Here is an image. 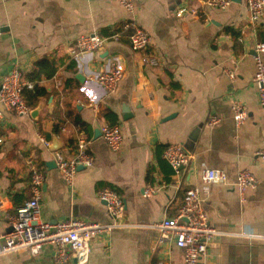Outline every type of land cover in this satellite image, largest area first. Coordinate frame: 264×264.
Returning <instances> with one entry per match:
<instances>
[{
    "label": "crops",
    "instance_id": "0c3cea01",
    "mask_svg": "<svg viewBox=\"0 0 264 264\" xmlns=\"http://www.w3.org/2000/svg\"><path fill=\"white\" fill-rule=\"evenodd\" d=\"M133 3L134 18L151 36L150 48L159 57L157 67L142 66L141 53L131 49L126 36L84 57L71 55L80 35L121 30L130 14L117 0H0V81L14 67L28 79L37 61L55 66L52 76L32 81L37 95L29 104L38 109L35 118L13 111L0 117V235L9 231L10 217L31 196L29 161L43 174L41 219L50 225L70 218L109 221L97 196L104 187L123 198L122 219L141 225L92 238L87 264H184L183 251L160 242L158 232L145 225L176 213L186 188L201 184L203 165L226 174L225 182L211 184L203 197L209 223L229 233H264V158L255 156L264 148V107L252 61L253 43L264 41V13L251 25L245 0H231L224 10L203 0ZM181 7L187 12L177 16ZM116 61L123 77L114 92L106 93L92 77ZM225 69L235 77L230 79ZM230 101L247 111L240 124ZM211 116L217 123L209 124ZM105 124L121 128L119 151H111L101 135L95 137V129ZM53 137L60 140L56 151L61 152L83 137L93 156L90 167L78 169L72 187L52 164ZM172 142L193 155L179 176L162 156ZM241 169L258 180L244 201L235 187ZM148 186L157 191L144 196ZM54 248L46 244L37 256L22 251L0 255V264H56ZM197 264H264V240L216 235Z\"/></svg>",
    "mask_w": 264,
    "mask_h": 264
},
{
    "label": "built area",
    "instance_id": "2783aa9c",
    "mask_svg": "<svg viewBox=\"0 0 264 264\" xmlns=\"http://www.w3.org/2000/svg\"><path fill=\"white\" fill-rule=\"evenodd\" d=\"M118 3L130 14L122 24L121 30L108 36H102L97 32H90L77 37L75 45L70 53L75 58L84 57L86 54L101 49L108 40L117 41L126 36L133 51L140 52L142 66L157 67L160 64L159 57L150 48L151 36L141 28L134 18L133 0H117ZM248 19L251 25H256L264 13V0H245ZM204 5L226 9L231 0H203ZM187 12L185 7L178 8L177 16ZM264 41H255L252 45V61L255 68L253 82L256 85L260 105L264 107ZM230 79L235 77L233 71L225 69ZM123 77V69L119 62L111 63L110 67L96 72L92 79L100 84L106 93H112L117 88ZM32 81L25 79L18 67L8 71L0 81V103L7 111H13L16 115L30 116L32 107L23 96L24 89H32ZM232 116L236 124L242 123L247 117V111L237 101H230ZM95 109L97 104L91 103ZM3 116L0 111V117ZM217 117L211 116L209 124L217 123ZM101 137L111 151H119L123 142V134L118 124H105L100 129ZM48 146L49 142L41 138ZM3 139L0 137V144ZM54 161L63 181L69 187L74 184L79 166L90 167L93 164V156L86 150V141L83 137L76 139L68 152L54 151ZM163 158L170 164L173 175L179 176L181 168L187 165L193 158L184 145L180 142L168 143L162 151ZM255 156L264 158V148L255 152ZM29 186L31 196L24 201L9 219L11 230L0 235V255L11 252H25L29 256H37L42 247L52 244L53 260L56 264H87L90 254V241L95 236L108 233L114 228L141 226L131 224L122 219L125 203L121 195L111 187L100 189L97 196L104 201L110 220L107 222L91 221L81 218L68 220L50 225L41 219V186L43 174L40 169L31 164ZM226 174L223 170L204 166L201 170V184L186 188L183 200L176 213L160 221L147 224L146 227L158 232L160 242H172L183 251L184 264H197L207 251L208 242L216 235L232 234L249 240H264V233L239 231L229 233L213 227L202 207L203 197L210 194V185L224 183ZM258 180L248 169L237 172L235 187L239 193V199L245 200V192L256 188ZM156 188L148 186L143 195L149 196L156 192ZM3 203L0 197V210Z\"/></svg>",
    "mask_w": 264,
    "mask_h": 264
},
{
    "label": "trees",
    "instance_id": "16d2710c",
    "mask_svg": "<svg viewBox=\"0 0 264 264\" xmlns=\"http://www.w3.org/2000/svg\"><path fill=\"white\" fill-rule=\"evenodd\" d=\"M55 72V66L52 63H48L47 60H40L34 64L33 71L28 75V80L36 81L40 79L41 76L49 77ZM37 89L33 87L32 89H24L23 96L28 103H30V97H36ZM79 123L78 121H75Z\"/></svg>",
    "mask_w": 264,
    "mask_h": 264
},
{
    "label": "water",
    "instance_id": "95a60500",
    "mask_svg": "<svg viewBox=\"0 0 264 264\" xmlns=\"http://www.w3.org/2000/svg\"><path fill=\"white\" fill-rule=\"evenodd\" d=\"M0 111L2 112L3 115H5L6 117H9V113L7 112V110L4 108V106L1 103H0ZM37 113H38L37 108L32 109L30 116L35 118ZM100 135H101V132L99 131V129L98 128L95 129V137H98ZM60 148H61L60 140L57 137H53L51 145L49 146V150L53 152V151L59 150ZM52 164L54 167L56 166L54 160H52ZM81 168H83V166L78 167V169H81ZM102 202L104 203V201H102ZM8 230H11V226L8 227Z\"/></svg>",
    "mask_w": 264,
    "mask_h": 264
}]
</instances>
